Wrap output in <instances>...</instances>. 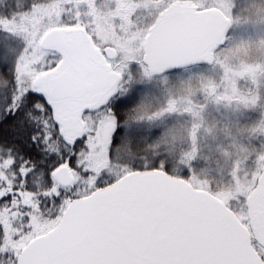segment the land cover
<instances>
[{
	"label": "snow or ice",
	"instance_id": "6c2138e0",
	"mask_svg": "<svg viewBox=\"0 0 264 264\" xmlns=\"http://www.w3.org/2000/svg\"><path fill=\"white\" fill-rule=\"evenodd\" d=\"M44 6L62 11L39 30L0 17V264H264L257 203L264 199V146L231 196L199 182L202 133L229 141L218 144L221 156L247 151L230 127L206 116L209 103L238 101L202 77L198 88L192 77L173 80L189 66L227 60L216 50L230 20L217 18L204 51L157 58L148 43L129 64L113 55L116 45L96 43L92 17L77 15L76 0H29L25 11L39 17ZM177 9L195 21L218 10L206 0H166L152 27H165L163 14ZM61 34L81 37L104 74L97 95L89 69ZM256 43L264 46V37L225 51ZM154 87L156 103H139ZM258 94L252 104L264 107V88ZM70 96L78 134H69L62 118Z\"/></svg>",
	"mask_w": 264,
	"mask_h": 264
},
{
	"label": "rangeland",
	"instance_id": "374dc122",
	"mask_svg": "<svg viewBox=\"0 0 264 264\" xmlns=\"http://www.w3.org/2000/svg\"><path fill=\"white\" fill-rule=\"evenodd\" d=\"M55 2V0H53ZM214 3L230 21L231 26L226 34V44L216 50L218 57L226 56L227 60L217 59L215 63L200 64L187 67L173 80L193 78V88H198L203 78L216 88H226L233 99L228 105L209 103L207 121L221 128L228 126L237 143L245 146L246 152L230 149V155L221 156L217 151L218 144L225 141H214L211 137L201 134L203 151L200 159L195 162V175L199 182L210 185L215 191L231 196L238 187L243 188L247 175L255 171L259 161L252 160V154L264 146V107L252 104L259 100V92L264 88V46L259 43L242 49H232L240 41H259L264 37V0H206ZM5 0H0V7ZM82 11L77 15L92 17L95 24L97 44H114L119 50L116 55L131 61L145 47L153 29V20L166 0H76ZM4 6V5H3ZM2 6V7H3ZM40 16L21 10V15L11 14L14 20L27 21L33 29L43 27L44 18L51 21L58 18L62 9L44 6L37 9ZM166 13L163 14V16ZM27 29L21 24V31ZM51 31V30H50ZM49 31V32H50ZM48 32V33H49ZM47 33V34H48ZM135 75L136 70L132 69ZM159 93L155 87L142 95L139 103L151 107L156 103ZM186 127H191L190 123ZM241 130L244 134H241ZM179 165V156L174 162ZM235 165V171H234ZM239 172V176L236 172Z\"/></svg>",
	"mask_w": 264,
	"mask_h": 264
},
{
	"label": "water",
	"instance_id": "95a60500",
	"mask_svg": "<svg viewBox=\"0 0 264 264\" xmlns=\"http://www.w3.org/2000/svg\"><path fill=\"white\" fill-rule=\"evenodd\" d=\"M164 16L167 17L165 27L159 31L153 28L151 32H156V35L153 36L150 34L147 41V44H151L152 50L157 58H167L171 54L180 52L204 51L207 48L209 38L214 31L217 18L225 17L220 10H217L213 13H207L206 19L195 21L183 9H177L174 11L170 10L169 12H166ZM230 26L231 21L227 32ZM76 31L82 32L83 30L78 29ZM54 34V31H50L47 36H53ZM58 38L65 39L66 42L76 50L81 63L89 69L92 95H97L105 85V76L98 66H96V64L85 54L83 39L79 36L65 38L62 34ZM89 43H91L90 38ZM225 43L223 45H225ZM113 55L115 56V52ZM211 63L212 62H209L207 64ZM75 104L76 99L70 96L65 101V106L62 112V118L69 134H78L76 123L78 117L74 115ZM257 203L260 208L264 209V199L259 200ZM258 223L264 227V211L258 214Z\"/></svg>",
	"mask_w": 264,
	"mask_h": 264
},
{
	"label": "trees",
	"instance_id": "16d2710c",
	"mask_svg": "<svg viewBox=\"0 0 264 264\" xmlns=\"http://www.w3.org/2000/svg\"><path fill=\"white\" fill-rule=\"evenodd\" d=\"M28 3L29 0H5L4 6L0 7V17L11 16V14L21 15L22 13L19 11L25 10Z\"/></svg>",
	"mask_w": 264,
	"mask_h": 264
},
{
	"label": "flooded vegetation",
	"instance_id": "af4514ba",
	"mask_svg": "<svg viewBox=\"0 0 264 264\" xmlns=\"http://www.w3.org/2000/svg\"><path fill=\"white\" fill-rule=\"evenodd\" d=\"M235 103V102H234Z\"/></svg>",
	"mask_w": 264,
	"mask_h": 264
}]
</instances>
